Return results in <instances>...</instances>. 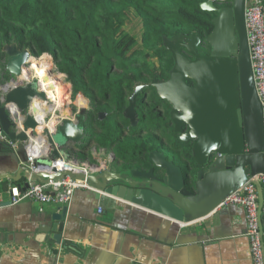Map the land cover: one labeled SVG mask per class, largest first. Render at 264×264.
<instances>
[{
  "label": "water",
  "instance_id": "1",
  "mask_svg": "<svg viewBox=\"0 0 264 264\" xmlns=\"http://www.w3.org/2000/svg\"><path fill=\"white\" fill-rule=\"evenodd\" d=\"M200 6L217 13L212 19V32L204 38L194 31L188 40L181 34L174 39L164 36V46L174 59L168 78L160 79L156 75L149 85L135 86L124 110L131 126L138 127L139 94L145 86L154 89L156 96L171 108L169 121L181 142L179 152L190 145V155L181 153L184 165L163 152L152 150L148 154L149 168L119 159L111 162L117 166L87 176L93 187L108 195L183 224L205 218L227 196L255 175L264 173V104L255 81L246 23L251 0H205ZM203 42L209 44V53L199 52ZM5 53L4 80L0 82V123L9 141L0 144V151L3 146L10 150L18 170L16 176L4 174L0 178L18 181L22 172H31L44 183L67 174L84 178L83 173L57 172L55 161L70 160L68 149L85 139L88 107L78 108L71 103L70 113L65 116L59 108H53L54 103L33 72V60L46 59L47 55L35 57L29 49H20L14 44L8 45ZM24 68L31 70L27 78L21 77ZM58 74L65 80V74ZM79 95L89 105V99ZM70 97H73L72 90ZM34 101L45 103L48 109L33 108ZM51 109L57 121L55 130L39 131L40 125L51 121L52 116H45V111ZM98 116L104 119L107 113L99 112ZM43 137L47 141V156H35L31 161L35 169H32L29 147L39 144ZM255 183L261 215L264 187L259 180ZM67 212L65 205L50 215L53 222L50 228L56 231L53 238L57 242L62 240Z\"/></svg>",
  "mask_w": 264,
  "mask_h": 264
},
{
  "label": "trees",
  "instance_id": "2",
  "mask_svg": "<svg viewBox=\"0 0 264 264\" xmlns=\"http://www.w3.org/2000/svg\"><path fill=\"white\" fill-rule=\"evenodd\" d=\"M203 1L0 0V82L4 80L8 45L27 48L35 57L49 54L54 72L65 74L72 84L73 98L84 94L89 99L88 143L82 149L69 148L70 156L97 162L91 150L95 146L113 152L115 161L124 159L149 168L152 150L170 158V149L174 158L183 161L169 108L154 96L155 90L145 86L139 94L138 127L131 126L124 110L135 86L148 85L156 75L168 78L174 59L164 46V36L171 39L182 34L188 40L194 31L204 38L212 32L217 13L203 10ZM133 13L142 22L141 40L126 29ZM199 52L209 53V44L203 42ZM156 58L157 67L153 66ZM99 112L107 116L100 119ZM167 133H173V140ZM186 151L190 155V145Z\"/></svg>",
  "mask_w": 264,
  "mask_h": 264
},
{
  "label": "crops",
  "instance_id": "3",
  "mask_svg": "<svg viewBox=\"0 0 264 264\" xmlns=\"http://www.w3.org/2000/svg\"><path fill=\"white\" fill-rule=\"evenodd\" d=\"M57 77L66 90L67 98L59 108L65 116L73 103L72 84L59 74ZM77 104L83 108L88 103L80 96ZM45 112L54 120L52 127L57 122L54 110ZM40 127L44 131L47 125ZM42 139L35 147L41 150L38 155L46 157L47 141ZM91 150L97 162L84 161L104 163L105 169L113 167V152L95 146ZM17 170L10 150L3 148L0 175L16 176ZM21 176L25 181L27 173ZM14 181L0 178V264H253L246 212L241 205L220 206L205 218L183 224L99 188H80L67 205L63 237L57 242L50 215L65 205L49 203L41 211V205L31 200L11 204Z\"/></svg>",
  "mask_w": 264,
  "mask_h": 264
},
{
  "label": "built area",
  "instance_id": "4",
  "mask_svg": "<svg viewBox=\"0 0 264 264\" xmlns=\"http://www.w3.org/2000/svg\"><path fill=\"white\" fill-rule=\"evenodd\" d=\"M246 23L249 36L250 51L253 61V69L258 93L264 104V0H251V6L247 8ZM51 62L48 72H54L51 55L45 56ZM34 72V71H33ZM35 73V72H34ZM39 79L40 75L35 73ZM71 98V97H70ZM49 129V128H48ZM55 130V129H54ZM50 131L51 133L54 131ZM9 141L4 134L0 123V144ZM41 151L38 147H29V161L32 169L34 157ZM111 160L113 156L110 157ZM57 172L70 171L71 173H83L84 178H76L73 175H62L52 178L47 182H40L31 172L27 173L24 184H12L10 188L11 204H17L23 200H31L43 206L49 203L69 205L71 204L75 192L80 188L96 189L87 179L88 174L105 169V164H93L71 156L70 160L63 158L55 161ZM255 180H259L264 187V173L252 177L237 192L227 196L220 206L238 204L244 207L247 219V235L250 240V255L253 264H264V205L261 215L259 213V193ZM26 183L28 185L26 186ZM103 208H99L101 213ZM261 221L263 227L261 226Z\"/></svg>",
  "mask_w": 264,
  "mask_h": 264
},
{
  "label": "bare ground",
  "instance_id": "5",
  "mask_svg": "<svg viewBox=\"0 0 264 264\" xmlns=\"http://www.w3.org/2000/svg\"><path fill=\"white\" fill-rule=\"evenodd\" d=\"M44 60H46V59L45 58L34 59L33 60L34 61L33 70L35 73H37L41 76L40 77V84L44 88V90L46 91L49 99H51L52 102L54 103L53 108L54 109L60 108L61 106H63V102L65 100V97L67 98L66 90H64V82L61 80H59L61 82L57 81L58 80V77H57L58 74L55 75L53 72H48L50 66L46 65V62ZM46 61H48V60H46ZM48 63L51 65V62L48 61ZM27 72H28L27 76L24 77L23 74L27 73ZM30 75H31L30 69L24 68L22 70V74H21L22 78H27ZM80 96L85 100V98L82 95H80ZM81 102H83V100H81ZM33 108H35V109L36 108L48 109L46 107V104L41 102V101H39V102L34 101L33 102ZM52 121H54V120H52ZM52 121H50V122H52ZM50 122L48 123L47 128H49V130L52 131L55 129L56 124H53L52 127H50L51 126ZM43 128L39 126L38 130L41 131V130H43ZM36 145H39V144L37 143Z\"/></svg>",
  "mask_w": 264,
  "mask_h": 264
},
{
  "label": "rangeland",
  "instance_id": "6",
  "mask_svg": "<svg viewBox=\"0 0 264 264\" xmlns=\"http://www.w3.org/2000/svg\"><path fill=\"white\" fill-rule=\"evenodd\" d=\"M126 29H127V31H129L130 33H132V34H135L140 40H141V36H142V32H143V27H142V22H141V20H140V18L139 17H137V15L135 14V13H133L132 15H131V20L128 22V24L126 25ZM46 61V60H45ZM47 63H48V61H46ZM159 64H158V61H157V58L153 61V66H158ZM53 66H54V64H53ZM57 75V74H56ZM154 90V89H153ZM156 94H154V96H155ZM80 97V95L78 96H76L75 98H73V104L74 105H76V106H78V104H77V100H78V98ZM86 100V99H85ZM87 101V100H86ZM65 102V101H64ZM80 103H81V101H79ZM87 103H88V101H87ZM79 107V106H78ZM86 107H89V105H86ZM88 137H89V135L88 134H86V137H85V139L82 141V143L81 144H78V145H76L75 147L77 148V149H82L83 147H85L86 145H87V143H88ZM173 133H167V138H169V140H173ZM163 149V151H166V148H162ZM186 151V149L185 150H183V151H181V152H179V153H187V152H185ZM167 153L170 155V158L172 159V160H174L177 164H183V161L180 159V158H174L173 157V152L170 150V149H167ZM108 156H109V154H108ZM110 156H113V153L112 154H110ZM112 164V166H117V163H111Z\"/></svg>",
  "mask_w": 264,
  "mask_h": 264
},
{
  "label": "flooded vegetation",
  "instance_id": "7",
  "mask_svg": "<svg viewBox=\"0 0 264 264\" xmlns=\"http://www.w3.org/2000/svg\"><path fill=\"white\" fill-rule=\"evenodd\" d=\"M231 3H226V4H224V5H230ZM220 6H222V4L220 5ZM219 6V7H220ZM182 35V34H181ZM175 38V36H173L171 39H174ZM155 77H158V76H155ZM160 79H167V78H161V77H159ZM153 80V79H152ZM151 83V82H150ZM149 83V84H150ZM148 84V85H149ZM189 84H191V85H193L194 84V82L193 81H189ZM151 91V90H150ZM155 92V91H154ZM159 98V97H158ZM157 100V99H156ZM158 100H161V102H162V105L164 106V105H166V107H168L169 108V113H170V106L168 105V103L166 102V101H164V100H162V99H158ZM157 102V101H156ZM158 105V104H157ZM159 106V105H158ZM176 135V134H175ZM175 139H177V135L176 136H174V140ZM114 158V157H113ZM113 160V159H112Z\"/></svg>",
  "mask_w": 264,
  "mask_h": 264
}]
</instances>
